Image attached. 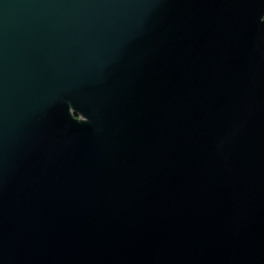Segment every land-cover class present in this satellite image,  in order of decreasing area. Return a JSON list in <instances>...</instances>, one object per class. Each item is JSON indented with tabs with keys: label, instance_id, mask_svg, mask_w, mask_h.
<instances>
[{
	"label": "water",
	"instance_id": "water-1",
	"mask_svg": "<svg viewBox=\"0 0 264 264\" xmlns=\"http://www.w3.org/2000/svg\"><path fill=\"white\" fill-rule=\"evenodd\" d=\"M0 264H264V0H0Z\"/></svg>",
	"mask_w": 264,
	"mask_h": 264
}]
</instances>
